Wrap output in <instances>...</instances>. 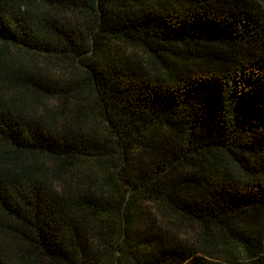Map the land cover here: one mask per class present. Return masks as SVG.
<instances>
[{"label":"trees","instance_id":"16d2710c","mask_svg":"<svg viewBox=\"0 0 264 264\" xmlns=\"http://www.w3.org/2000/svg\"><path fill=\"white\" fill-rule=\"evenodd\" d=\"M0 264H264V0H0Z\"/></svg>","mask_w":264,"mask_h":264},{"label":"rangeland","instance_id":"374dc122","mask_svg":"<svg viewBox=\"0 0 264 264\" xmlns=\"http://www.w3.org/2000/svg\"><path fill=\"white\" fill-rule=\"evenodd\" d=\"M48 104H49V105H50V104L53 105V102H52V101H48Z\"/></svg>","mask_w":264,"mask_h":264}]
</instances>
